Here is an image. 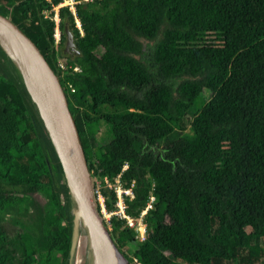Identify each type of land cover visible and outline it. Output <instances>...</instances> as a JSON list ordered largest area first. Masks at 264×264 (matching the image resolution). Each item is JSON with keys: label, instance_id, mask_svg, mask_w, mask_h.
Listing matches in <instances>:
<instances>
[{"label": "trees", "instance_id": "16d2710c", "mask_svg": "<svg viewBox=\"0 0 264 264\" xmlns=\"http://www.w3.org/2000/svg\"><path fill=\"white\" fill-rule=\"evenodd\" d=\"M60 1L0 0V14L80 104L73 120L82 148H90L94 164L85 161L99 183L97 190L91 178L90 188L108 220L94 192L95 209L127 264H232L244 251L256 257L264 247V0L79 3L82 34L61 7L54 43L52 8ZM16 69L0 47V264H69L86 226L82 216L74 221L79 209ZM191 107L190 133L182 135ZM81 125L91 136L102 130L100 139L82 141ZM117 186L125 217L114 214ZM33 204L50 236L44 253L18 217ZM147 205L140 242L126 216L135 223Z\"/></svg>", "mask_w": 264, "mask_h": 264}, {"label": "water", "instance_id": "95a60500", "mask_svg": "<svg viewBox=\"0 0 264 264\" xmlns=\"http://www.w3.org/2000/svg\"><path fill=\"white\" fill-rule=\"evenodd\" d=\"M0 28L8 30L14 33L15 35H17L29 48L31 54L44 67L43 72L39 76H37L34 79H29V81L31 82L29 84L25 78V74H29L28 73L29 66L27 61L18 59L11 50L4 48L3 45L0 44L1 49L10 58V60L13 62V64L19 71L23 84L31 100L33 101V103L37 108L39 117L42 121L47 136L55 152L61 170V174L64 183L68 189L70 198L75 202V207L77 206V208L79 209V214L74 217V221H76L78 216H82L84 220L82 224L84 226L88 224L92 228L97 239L99 240V243L107 251V254L103 259V262H101V264H105L106 261L113 256L116 257L121 262V264H127L125 258L119 253L113 241L111 240L108 234V228H106L100 216H98L96 212L94 200L92 197V193L90 192L89 184L82 179L79 172H77L72 162L70 161L64 146V142L60 130L42 95V85L44 79L49 75L54 80H56L55 76L53 75L48 64L43 59V57L41 56L35 45L26 36H24L17 29V27L10 22L8 18L4 17L1 14H0ZM64 35H65V45L63 51L67 53L70 48L73 49V41H72L71 33L66 28L64 29Z\"/></svg>", "mask_w": 264, "mask_h": 264}, {"label": "rangeland", "instance_id": "374dc122", "mask_svg": "<svg viewBox=\"0 0 264 264\" xmlns=\"http://www.w3.org/2000/svg\"><path fill=\"white\" fill-rule=\"evenodd\" d=\"M57 9L55 8V12H56V16H57ZM58 21V20H56ZM55 40L57 43L58 40V31L55 33ZM65 44V42H64ZM62 49H64V45L62 46ZM70 51H72V49L70 48L68 50L67 53H69ZM59 63L62 66H66L67 65V61L64 60L63 58L59 60ZM16 77L11 73L10 75V81H12L13 83L17 84L16 81ZM55 84H56V88H57V96L60 100V103L62 105L64 114L67 118L68 124H69V130L71 132V140H72V147L76 150L77 155L79 157V162H80V166L82 168L83 174L86 178V182L89 184L90 187V179L92 178L93 181L95 182L96 188L98 190V180L97 178L91 177V172L89 171L88 167H87V163L85 161V156L86 158H88L89 164L93 166L94 161L93 158L91 157V152H90V148L88 147L86 150H84L82 148V143H81V139L77 134L76 131V125L74 123L73 120V116L75 114V112H77V110H80L81 106L78 103H74L72 101H70L68 98L65 97V95L63 94V92L61 91V89H59L58 83L55 80ZM18 86V84H17ZM208 99V94L205 93L202 96V100L205 102ZM197 111V107H191L184 115V117L181 120L180 123V129H181V134L182 135H188L190 133V122L192 117L195 115ZM80 124H82V122L80 121ZM81 129L84 132V136L82 141L84 140V142L86 143H90L91 142V138L94 136L96 139H100V135L102 130H99L95 133L92 134V136L89 134V131H85L84 127L81 125ZM51 167V165H49ZM54 171V168H52ZM104 182L108 185V187H110L111 185H109L107 183L106 180H104ZM116 185H117V181H115ZM95 190V191H97ZM90 192L94 193V190L92 191L90 188ZM125 195L128 196V198H132V193L130 190L124 191L123 192ZM119 194L121 196V191H119ZM96 199L99 203L100 206V211L102 213L103 218L107 221L109 218L108 214H105L104 210H103V204H102V198L100 195H96ZM122 199V198H121ZM151 200V198L149 199V201ZM5 204L7 206H11V199L7 198L5 200ZM149 206L147 205L144 210L141 211L139 218L136 220V222H132V229L135 231L136 233V238L138 239V241H143L144 240V234H145V224L143 222V218L142 216L144 215L146 209ZM117 213V212H116ZM124 214V211H123ZM19 219H21L22 221H28V226L26 229V232L29 234L28 239L32 244H35L36 250L38 252H42L44 253L45 251H47L49 249V240H50V236H49V232L47 227L43 226L40 220V212H39V208L37 206V204H33V206L28 210L27 213H22L19 216ZM125 217V216H124ZM126 219H129L126 216ZM131 221V220H130ZM14 228V227H13ZM15 229V228H14ZM246 231H249V229H246ZM87 230L84 233H79L76 236V239L74 241V247H73V252H72V256H71V260L69 262V264H91L88 260V250H89V246H88V241H87ZM140 255H143L144 253V249L143 247H141L140 250ZM85 253V254H83ZM84 255V256H83ZM84 257V258H83ZM76 261V262H75ZM264 261V247H261L260 253L254 257V258H249L246 255V252L244 251L242 253V255L238 258V260H234L232 262V264H262V262ZM177 264H185L182 261H178L176 260ZM55 264V263H54ZM57 264V263H56Z\"/></svg>", "mask_w": 264, "mask_h": 264}, {"label": "bare ground", "instance_id": "6f19581e", "mask_svg": "<svg viewBox=\"0 0 264 264\" xmlns=\"http://www.w3.org/2000/svg\"><path fill=\"white\" fill-rule=\"evenodd\" d=\"M55 20L58 19L55 18ZM0 44L3 45L4 48L11 50L18 59L27 61L29 66L28 67L29 74H25V78L29 84L31 83L29 79H34L43 72V68H44L43 65L31 54L29 48L25 45V43L14 33L0 28ZM42 95L60 130L64 142V146L70 161L72 162L77 172H79L82 179L86 182V178L80 166L79 157L77 155L76 150L72 147L69 124L64 114L60 100L57 96V88H56L55 80L49 75L43 81ZM86 230H87V239H88L87 241L89 246L88 260L91 264H101V262H103V259L107 254V251L101 246L95 233L88 224H86ZM105 264H121V262L116 257L113 256L110 257Z\"/></svg>", "mask_w": 264, "mask_h": 264}, {"label": "built area", "instance_id": "2783aa9c", "mask_svg": "<svg viewBox=\"0 0 264 264\" xmlns=\"http://www.w3.org/2000/svg\"><path fill=\"white\" fill-rule=\"evenodd\" d=\"M92 1H94V0H61L60 3L57 6L53 7L52 8L53 16H52L51 19L54 22V35H53L54 36V39H55V33L58 31V28H57L58 21L55 20V18H57L56 12H55L56 11L55 8H58L59 9L61 7H65V8L68 9V11L70 12V14L73 17V21L75 23V27H76L77 31L79 32V34L81 35L82 32H81V28H80V23H79V20L77 19V17L75 16L74 6H75V4L88 3V2H92ZM54 43H56V40L54 41ZM59 66L62 69L64 68V66H62L60 63H59ZM73 70L77 71L78 69L75 67V68H73ZM119 191H121V190H120L119 186H117L115 188V194H116L115 206L117 208V211H116L117 213L114 212V214L115 215H118V216H121V217H124V214H123L124 204L122 202V199H121V196L119 194ZM94 192L96 193L97 196L99 195L97 191H94ZM126 221H127V225L131 228L133 223L130 221V219H126Z\"/></svg>", "mask_w": 264, "mask_h": 264}]
</instances>
